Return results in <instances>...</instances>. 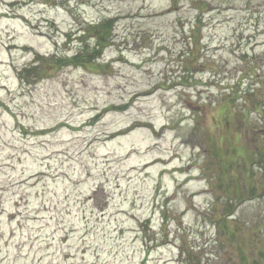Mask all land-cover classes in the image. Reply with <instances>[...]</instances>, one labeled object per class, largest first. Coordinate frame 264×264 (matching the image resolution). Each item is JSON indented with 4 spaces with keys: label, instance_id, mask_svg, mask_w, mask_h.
Segmentation results:
<instances>
[{
    "label": "rangeland",
    "instance_id": "obj_1",
    "mask_svg": "<svg viewBox=\"0 0 264 264\" xmlns=\"http://www.w3.org/2000/svg\"><path fill=\"white\" fill-rule=\"evenodd\" d=\"M0 264H264V0H0Z\"/></svg>",
    "mask_w": 264,
    "mask_h": 264
},
{
    "label": "trees",
    "instance_id": "obj_2",
    "mask_svg": "<svg viewBox=\"0 0 264 264\" xmlns=\"http://www.w3.org/2000/svg\"><path fill=\"white\" fill-rule=\"evenodd\" d=\"M114 23H115L114 20L111 19V20L101 21L99 24L91 26V28L88 29V32H91L94 38V41L96 42L95 45H93V47L90 50H88L87 48H84L85 51L82 50L79 53L74 54L73 57L69 59V61H71L74 58L75 60L74 64L77 65L81 63H87L88 60H91L92 59L91 53H94L97 56L100 55L101 49L105 47L104 42L106 41L107 38L111 37V34H112L111 30L113 29ZM86 35L84 34V37ZM84 37L83 36L81 37L82 41L84 40ZM40 60L41 58L38 59V62H40ZM24 71L26 72L28 71V69L26 68ZM230 208L232 207L230 206Z\"/></svg>",
    "mask_w": 264,
    "mask_h": 264
}]
</instances>
